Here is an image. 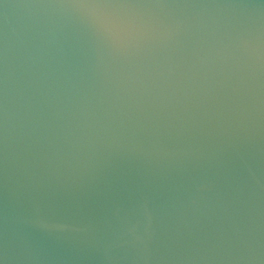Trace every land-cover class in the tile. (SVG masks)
Here are the masks:
<instances>
[{
    "label": "water",
    "instance_id": "water-1",
    "mask_svg": "<svg viewBox=\"0 0 264 264\" xmlns=\"http://www.w3.org/2000/svg\"><path fill=\"white\" fill-rule=\"evenodd\" d=\"M0 264H264V0H0Z\"/></svg>",
    "mask_w": 264,
    "mask_h": 264
}]
</instances>
